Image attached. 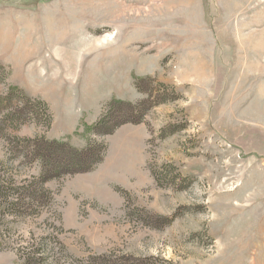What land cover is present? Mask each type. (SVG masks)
<instances>
[{
	"label": "rangeland",
	"instance_id": "374dc122",
	"mask_svg": "<svg viewBox=\"0 0 264 264\" xmlns=\"http://www.w3.org/2000/svg\"><path fill=\"white\" fill-rule=\"evenodd\" d=\"M0 66V264H264V0H0ZM40 136L107 144L49 204Z\"/></svg>",
	"mask_w": 264,
	"mask_h": 264
},
{
	"label": "trees",
	"instance_id": "16d2710c",
	"mask_svg": "<svg viewBox=\"0 0 264 264\" xmlns=\"http://www.w3.org/2000/svg\"><path fill=\"white\" fill-rule=\"evenodd\" d=\"M0 68L3 70V73L0 74V82H5L8 77V72L3 68V66H0ZM13 91L21 92L26 102H36V104L43 109L45 115V127L46 129H49L52 125L53 116L46 102L42 99L28 97L20 88L13 86H10L7 89L2 100H10ZM111 103L124 104L123 101L117 99L110 101L107 104L108 112L103 113L92 125H85V130L90 129L92 134L104 136L111 134L119 124L126 122L125 120H120L117 123L106 127L108 122L107 118L115 111V107L110 106ZM27 140L34 144V151L37 154L36 158L39 159L42 169L37 177L33 175L31 176V180H26L28 185L24 187L25 192L23 195H27L31 199L38 198L41 204H49L52 201V192L50 189L45 187L48 180L62 177L67 174L71 175L93 170L102 161L104 153L107 149L106 142L101 141L100 143L93 138H89L83 148H76L66 140H48L45 139L44 136ZM1 181H3V178L0 177V192H2L4 188ZM21 193V191H17L15 193L17 196L15 201L11 202L12 204H18V200L22 199L19 197L21 196Z\"/></svg>",
	"mask_w": 264,
	"mask_h": 264
},
{
	"label": "crops",
	"instance_id": "0c3cea01",
	"mask_svg": "<svg viewBox=\"0 0 264 264\" xmlns=\"http://www.w3.org/2000/svg\"><path fill=\"white\" fill-rule=\"evenodd\" d=\"M53 43H54V45H53ZM53 43H52V45H53L54 47L58 46V44H59L58 42H53ZM54 52H56V50H55ZM58 53H59V51H58ZM57 56H59V54L54 55V53H53V55H51L50 57L54 59V57H57ZM37 58H38V57H37ZM25 61H26V60H25ZM55 61H56V60H55ZM23 62H24V61H23ZM40 64L43 65L41 62H39V63L36 64V67H35L34 69L38 68V67L40 66ZM54 117H55V116H53V118H54ZM54 122H55V118H54ZM52 123H53V121H52Z\"/></svg>",
	"mask_w": 264,
	"mask_h": 264
},
{
	"label": "bare ground",
	"instance_id": "6f19581e",
	"mask_svg": "<svg viewBox=\"0 0 264 264\" xmlns=\"http://www.w3.org/2000/svg\"><path fill=\"white\" fill-rule=\"evenodd\" d=\"M28 55H29V56H32V55H35V53H34V54H28ZM28 55H27V56H28Z\"/></svg>",
	"mask_w": 264,
	"mask_h": 264
}]
</instances>
